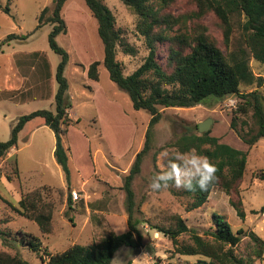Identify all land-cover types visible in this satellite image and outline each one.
Returning <instances> with one entry per match:
<instances>
[{
  "label": "rangeland",
  "instance_id": "1",
  "mask_svg": "<svg viewBox=\"0 0 264 264\" xmlns=\"http://www.w3.org/2000/svg\"><path fill=\"white\" fill-rule=\"evenodd\" d=\"M52 1L0 0V41L9 33L27 35L23 40L14 39L2 46L0 90L18 88L23 77L29 78L36 63L33 52H39L48 62L50 77L45 89L51 92L53 86L56 90L54 73L60 56L48 45L52 25L47 23L35 29L41 9L51 5ZM102 1L114 14L115 26L121 32L124 44L133 49L132 53H125L120 46L116 54L124 74H129L147 55L144 37L138 29L139 18L120 0ZM5 6L9 12L2 10ZM198 11L195 0H174L161 10V14L172 16L171 22L162 23L161 28L169 37L183 34L189 39L204 32L224 53L236 49L242 17L231 16L233 29L226 45L222 25L215 13L212 10ZM60 14L66 23V32L59 33L55 39L69 55L64 75L68 82L67 93L71 102L68 113L72 122L63 136L69 147V176L66 177L54 159L53 131L41 124L37 117L20 130L16 146L0 157V193L3 197L0 200V230L38 236L40 254L44 248L50 253L60 252L74 243L88 244L109 231L122 233L127 229L123 178L135 153L143 147L150 118L147 111L132 107L128 94L109 78L102 63L98 66V80L86 76L84 67L94 60L101 62L103 43L97 32V21L84 0H66ZM170 44V40L156 44V58L164 69L168 68ZM249 66L255 75L262 76L260 90L264 95V66L251 55ZM252 88L241 86L243 91ZM2 97L0 94V141L9 138L11 126L18 116L36 109L54 110L53 97L49 99L48 95L25 98L21 103ZM238 101L236 95L221 100L209 96L191 107L160 109L161 118L154 126L150 147L143 156L139 174L132 181L135 215L141 219L139 229L144 234L142 246L138 249L121 246L111 264H193L201 256L180 254L171 239L154 227L171 225L175 214L204 236L203 229L211 225V213L217 212L232 230L241 227L246 232L253 231L264 242V211H260L264 205V179L258 177L264 170V137L249 146L230 127ZM207 119H211L208 129L211 136L246 152V165L236 190L227 193L214 186L203 205L189 209L191 199L183 188L170 184L168 188L153 191L149 184L158 166L164 162L163 153L177 151L173 141L186 132L199 133L197 125ZM235 124L241 132L247 133V137L257 129L252 111L238 115ZM17 168L19 177L15 178ZM34 188L40 189L44 199L53 204L50 233H41L34 222L12 209V205H18L21 193ZM71 189L79 192L75 203L68 199ZM230 198L241 200L245 212L243 219L236 215L229 203ZM178 242L190 243L189 233H181ZM254 247L255 242L245 235L233 250L238 256L253 258ZM0 251L18 253L31 264H45L40 255L26 245L3 244L0 239ZM252 264H264V260L255 258Z\"/></svg>",
  "mask_w": 264,
  "mask_h": 264
},
{
  "label": "trees",
  "instance_id": "2",
  "mask_svg": "<svg viewBox=\"0 0 264 264\" xmlns=\"http://www.w3.org/2000/svg\"><path fill=\"white\" fill-rule=\"evenodd\" d=\"M66 0H53L51 5L41 9L37 16L35 29L50 23L52 28L48 33V45L51 50L60 56L56 66L54 79L56 90L53 95L54 110L36 109L20 115L12 124L10 136L0 141V157L17 144L18 133L24 125L33 118H39L41 124L49 127L54 133L53 156L66 177L69 176L68 153L63 136L72 122L68 109L71 102L67 93L68 82L64 69L69 59L68 52L56 42L59 33L66 32V23L60 12ZM139 18L138 29L143 35L147 48L144 61L131 73L124 74L121 62L116 58L118 47L122 46L125 53H132L131 46L124 44L119 28L115 26V17L112 11L102 0H84L89 11L97 21V32L103 43V58L101 62L94 60L85 68L86 76L98 80L100 63L108 71L109 78L125 91L134 109H143L150 114L145 130L143 147L134 155V159L124 175L122 189L125 192L127 212V229L122 233L109 231L97 241L88 244L74 243L63 251L50 253L46 248L41 254V240L28 232L11 234L0 230V239L3 244L11 243L26 245L30 250L40 255L45 264H111L115 252L121 246L138 249L142 246L144 234L139 229L141 219L135 215V200L132 181L139 174L144 154L148 151L154 126L161 118L162 108L191 107L202 103L205 98L212 96L214 100H221L231 95L238 96L236 108L230 121V127L249 146L264 137V95L260 90L262 76L255 75L249 66L251 55L264 66V0H195L200 13L212 10L220 21L223 29V41L229 43L232 24L231 16L239 15L242 20L238 26L240 31L236 49L224 53L207 34L199 32L195 36L176 35L169 37L162 23H170L169 13L161 14V10L174 0H120ZM2 10L9 12L7 6ZM27 35L16 33L7 34L0 41L2 46L11 40H23ZM170 40L167 61L168 68L164 69L157 61L156 44ZM34 62L32 73L29 76L30 87L20 93L21 98H37L48 95L50 92L40 91L47 86L50 69L46 59L33 52ZM241 86L253 87L249 91L241 90ZM252 111L257 129L249 137L247 133L236 128L235 119L238 115H245ZM198 129V128H197ZM177 151L188 152L190 149L208 157L217 166L216 177L207 191L196 188L194 191L184 189L190 197L189 209L203 205L214 186L229 193L236 190L243 178L246 165V152L227 143L220 142L217 137L211 136L209 131L186 132L178 136L172 144ZM10 176L7 179L10 180ZM18 168L15 178H18ZM258 177L264 179V170ZM71 200L70 192L68 196ZM0 200L3 197L0 193ZM236 215L243 219L245 212L241 200L229 199ZM12 209L19 215L34 222L41 233H50L52 229L53 204L44 199V194L38 188L20 194L18 205ZM138 209V208H137ZM138 211V210H137ZM264 211V205L260 208ZM211 225L203 229V235L198 234L197 228L187 225L178 214L167 227L154 225L155 228L168 236L177 251L183 255L201 256L193 264H252L255 258L264 260L263 240L253 231L246 232L243 228L232 230L230 224L217 212L211 213ZM188 232L190 243H179L178 236ZM249 235L255 242L253 258H245L234 253V246L242 236ZM0 264H31L18 253L0 251Z\"/></svg>",
  "mask_w": 264,
  "mask_h": 264
},
{
  "label": "clouds",
  "instance_id": "3",
  "mask_svg": "<svg viewBox=\"0 0 264 264\" xmlns=\"http://www.w3.org/2000/svg\"><path fill=\"white\" fill-rule=\"evenodd\" d=\"M164 162L158 166L151 177L149 187L153 191L168 188L170 184L176 188L194 191L199 188L207 191L217 179L216 164L195 149L188 152L176 151L163 153Z\"/></svg>",
  "mask_w": 264,
  "mask_h": 264
},
{
  "label": "crops",
  "instance_id": "4",
  "mask_svg": "<svg viewBox=\"0 0 264 264\" xmlns=\"http://www.w3.org/2000/svg\"><path fill=\"white\" fill-rule=\"evenodd\" d=\"M86 72V71H85ZM21 86L20 87H18V88H11V89H9V90H7V89H4V90H0V94L1 95H3V97H2V99H6V98H12V99H14V103H21V102H24V100L25 99H23V98H21V96H20V93L22 92V91H24L25 89H27V88H29L30 87V82H29V79H27V78H25V77H23L22 78V82H21ZM46 89H45V87H44V89L42 90V91H40V92H42L43 94H44V91H45ZM15 92H16V94H15ZM13 93V94H12ZM54 93H55V90H53V86H51V92H50V94H49V99L50 98H52L53 97V95H54ZM37 98H39V97H37ZM11 99V100H12ZM25 126V125H24ZM54 147V146H53ZM76 190V189H75ZM79 193V192H78ZM76 202V201H75ZM74 202V203H75Z\"/></svg>",
  "mask_w": 264,
  "mask_h": 264
},
{
  "label": "water",
  "instance_id": "5",
  "mask_svg": "<svg viewBox=\"0 0 264 264\" xmlns=\"http://www.w3.org/2000/svg\"><path fill=\"white\" fill-rule=\"evenodd\" d=\"M211 123V119H207V120H204L202 122H200L198 125H197V128H198V131L201 133V132H205L209 129V125Z\"/></svg>",
  "mask_w": 264,
  "mask_h": 264
},
{
  "label": "built area",
  "instance_id": "6",
  "mask_svg": "<svg viewBox=\"0 0 264 264\" xmlns=\"http://www.w3.org/2000/svg\"><path fill=\"white\" fill-rule=\"evenodd\" d=\"M70 196H71V200H72L73 202H75V201H77V200L79 199V193H78V191L75 190V189H71V190H70Z\"/></svg>",
  "mask_w": 264,
  "mask_h": 264
}]
</instances>
